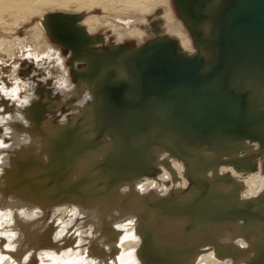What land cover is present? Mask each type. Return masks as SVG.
Returning <instances> with one entry per match:
<instances>
[{"label":"bare ground","instance_id":"obj_1","mask_svg":"<svg viewBox=\"0 0 264 264\" xmlns=\"http://www.w3.org/2000/svg\"><path fill=\"white\" fill-rule=\"evenodd\" d=\"M228 1L0 0V44L7 43L6 36L10 34L7 30L22 27L18 51L28 53L33 65H44L42 70L39 68L41 71L48 72L56 66L52 88L58 91L61 86L71 89L68 75L61 72L66 66L60 47L67 48L68 65L75 82L72 88L80 97L70 102L69 118L55 114V107L51 106L54 133L47 138L48 148H40L48 163L21 165L12 174V166L18 161L15 163V157L10 158L11 170L1 176L7 181L4 190L10 186L8 189L12 187L14 191L8 197L15 199L13 204L18 203V214L0 213V244H4V250L9 252L14 244L19 247L23 241L39 255L37 260L45 264H84L89 257L85 250L80 254L84 256L78 259L68 261V257L76 256L80 248L81 235L73 222L86 210L101 229L100 238L104 241L93 253L94 259L97 258L94 264H264V72L238 64L243 62L242 58L237 57L232 62L230 55H225L224 62L233 66L231 83L226 82L227 86L233 93L245 92L248 101L245 102L248 105L241 108L240 116L232 114L233 124H229L226 113L229 108L233 112L230 99H225L228 109L215 104L220 112L214 111L211 116L182 110L199 124L207 123L210 130L217 126L230 130L237 117L242 127L238 135L228 133L227 136L213 129L192 131L174 118L167 106L148 100L149 94L145 97L147 100H142L139 92L140 61L148 58L149 55L144 57V54L156 51V45L163 44L160 40L163 36L176 40L182 54L200 59L202 71L213 67L220 50L215 41L224 32L221 29L224 19L219 20V17ZM78 24L84 30L77 28ZM84 31L90 36L101 32L105 35L101 40L91 39ZM125 39L133 41L134 45L120 47ZM149 39L150 44L143 48L140 44ZM100 46L109 48L96 50ZM241 53L244 55L243 51ZM99 62L103 63L98 64L99 71L89 73ZM79 66L83 67L81 71L76 69ZM48 75L42 74L46 79ZM219 76L217 80L222 78ZM119 87L126 89L123 94V88ZM46 111L45 108L43 113H49ZM170 112L173 121H169ZM27 117L36 125L43 121V116ZM50 122H45L46 127ZM14 127L18 130V125ZM33 131L29 133L34 134ZM26 136L17 137L18 145L20 140L27 143ZM60 136L62 139H58ZM40 137H45V133ZM56 140H61L62 152L55 151ZM1 143L0 139V150L4 151ZM3 157L0 164L4 162ZM55 168L63 169L55 171ZM17 172L18 179H15ZM36 180L40 184L34 183ZM168 181H172L171 185ZM189 185L191 188L187 190ZM52 188L60 191L48 195ZM200 193H211L216 199H223L221 204L213 202L212 219L210 217L208 222L193 213L192 200ZM23 207L25 210H19ZM55 207L64 213L62 215L72 214L68 238L62 236L53 223L50 222L49 227L42 223L48 219L60 222V218L57 219L60 214L49 216L46 213ZM233 213L237 218L228 220L233 218ZM26 216L33 221H26ZM15 218L18 225L10 227ZM157 221H161L160 226ZM147 224L156 231L163 226L167 231L164 240L152 239L155 231H148ZM174 236L192 239L186 243L173 239ZM66 248L72 253L64 250ZM18 250V256H22L18 264H22L26 250L22 247Z\"/></svg>","mask_w":264,"mask_h":264},{"label":"rangeland","instance_id":"obj_2","mask_svg":"<svg viewBox=\"0 0 264 264\" xmlns=\"http://www.w3.org/2000/svg\"><path fill=\"white\" fill-rule=\"evenodd\" d=\"M77 26H78L77 28H80L81 30H84V28L82 26H80L79 24ZM27 28L30 29V25H27ZM70 30H72V29H70ZM72 31H74V30H72ZM7 32L10 33V34H7V36H6L8 40H5V41H7V43L3 41L4 42L3 44L6 47L4 48V45L2 43L0 44V110H1L0 111V120H1L0 121V139L2 141L1 146L3 145V147L5 148L4 151L0 150V158L2 156H4L2 158L4 160V162H3V160H1L3 163L0 164V179H1L0 180V184L2 185V186H0V213H7V214L11 213V215H12L13 213H17L18 214V203L16 202V203L13 204L12 202H15V199L8 197L9 195H13L14 191L11 190L12 187L8 189V187H10V186H8L6 188L7 190H4V186H6L5 184L7 183V181L2 180L3 178L1 177V176H3L5 174V172L11 170L10 158L13 159L15 157L14 160H13L15 163L18 161V164L16 163L14 165V166H16V168L14 166H12V172H13V173L11 172L12 174H14L16 169H18L19 166H21V165H26V164L40 165V164H46V162L48 163V160L44 161V159L46 157H43L44 155H43V152H42L41 149L48 148V146L46 145V144L49 143L47 138H48L49 134L52 135L54 133L51 130V122H50L52 120L51 111H50L51 106L55 107V110H54L55 114L58 113V115H59L61 113V116H64L63 118L66 117L65 115H67V117L69 118L70 113H71L70 110H69V108L71 107L70 106L71 105L70 102L71 101L75 102L79 96L74 93L75 92V88H72V87H74L73 83L75 84V82L72 79L73 77H72V74H71L70 66L68 65V61H69V64H70V57L68 59L69 52L67 51L68 50L67 48L64 49V48H62V47L57 45L61 49V53H62V54H60L61 57L65 58L64 59V63H65V66H66L65 70L61 69V66L60 65L59 66H60V69L62 70L61 72H63V73L68 75L69 81H70L68 86H71V89H70V87L67 89L65 86H61L62 88L60 87V89L58 91V90H55V88H52V87H54V85H53L54 82H52V80L55 81V79L52 77V75H53V73H56V72H53V71H56L57 67L56 66H52L51 68L48 69V72L47 71L45 72L44 70L41 71L42 68H44L43 67L44 65L41 66L40 64H37V63H34V65H33L32 61L29 59L30 55L28 53H25L22 50H21L22 52L18 51V49H19L18 48V46H19L18 45V35L20 37L22 36V34H23L22 33V27L20 29H18V28L15 29L14 28V29H11V30H7ZM45 33H46V31H45ZM73 33L74 32H72V34ZM84 33L91 39L94 38V37H98L100 40L102 39V36L105 35V32L104 33L103 32L95 33V34L92 33L93 35H91V36L88 35L85 31H84ZM0 35H2V33H0ZM49 36H50V34H49ZM163 37H165V36H163ZM169 39H171V38H169ZM49 40H48V43L50 44ZM171 40L176 41L174 39H171ZM125 41L123 43H121L119 46L120 47H126L129 44H133L134 45L133 41H129V40H126V39H125ZM141 41L143 42L144 40H141ZM97 42H98V40H97ZM148 42H150V39L147 40V41H144L140 45L142 47H144ZM106 43H107V45L109 44L107 41H106ZM11 44H12L13 47L11 46V48H10ZM28 47H30V44H28ZM103 48H109V47L108 46H100V47H97L96 50L98 49V51H100ZM42 49H44V48H42ZM96 50H94V51H96ZM1 51H2V53H1ZM82 52H80V53L82 54ZM70 53H71V51H70ZM24 55L26 56V58L24 57ZM98 64L101 66L103 63H100V62L97 63L93 68H91V71H89V73H92L93 71H97ZM79 67H81V69ZM79 67H77L76 69H78V71H81L83 69V67L82 66H79ZM98 71H99V69H98ZM12 73H14L13 74L14 76L12 75ZM43 73H49V75H48L49 78L46 79V77L42 76ZM85 73H87V72H85ZM95 75H97V73ZM69 89H70V91H69ZM65 93H66V95H65ZM72 94H73L74 97L72 96ZM62 97L63 98H67V100L66 99H62L61 100ZM70 97H72V98H70ZM24 100H25V102H24ZM56 104L57 105L61 104V106L57 107ZM74 104L76 105V103H74ZM75 105H73V106H75ZM45 108L47 109L46 112L49 111V113H45V114L43 113ZM63 109L66 110V111L65 112H61V110H63ZM19 112H20V115H22V116L19 115L21 118L17 115V113L19 114ZM15 115H17V116H15ZM29 115H33V116L38 117V118L39 117L41 118L43 116V121L41 120L40 122H38V125H36L37 123H35V122L33 123L29 119V117H27ZM10 117H11V119H10ZM12 119H15L14 120L15 123L13 122ZM21 120H23V121H21ZM45 122H47V123L50 122L49 127H46ZM43 123H44L45 129L43 128ZM3 124H5V125H3ZM15 124L18 125V130L21 129L20 131H18L14 127ZM24 124H26V126ZM8 126H10V127H8ZM34 126H36L35 127V129H36L35 131H33L34 130ZM11 131L14 132V133H12ZM17 131H18V133H17ZM31 131H33L34 134H30L29 132H31ZM42 132L45 133V137H43V138L40 137ZM21 133L25 134V135L26 134L28 135V136H26L27 137L26 141H27V143L29 145L27 143H24L25 140H23L24 142H22L20 140V142L22 144L19 143V145H18L17 137L21 136L22 135ZM14 139H16V140H14ZM58 139H62V137L60 136ZM12 140H13V142H11ZM33 140H35V141H33ZM31 141H32V143H31ZM56 142H58V141L56 140ZM60 142H61V140H60ZM60 142H58L54 146V147H56L55 148L56 152H58V151L62 152L63 151V144H60ZM38 143H39V147H37ZM63 143H64V140H63ZM9 144L11 146L8 147ZM15 144H17L18 147ZM20 144L22 146H20ZM6 147H8V148H6ZM13 148H15V150ZM38 148L39 149L41 148V149L39 150ZM37 149L40 152L39 151L37 152ZM5 150L7 151V153H6ZM10 151L12 152L11 155H10ZM67 165H69V164H67ZM63 168H55L56 169L55 171H59L58 169H63ZM36 176L37 175H33V177H36ZM14 178L18 179V172H17V174L15 175ZM14 181H16V180H14ZM170 182L172 183V181H170ZM170 182L168 181V185H171ZM34 183H37V184L39 183L40 184V181L36 180ZM18 184H19V180H18ZM25 185H23V186H25ZM26 187H27V185L25 186V188ZM185 187H187V184H186ZM62 188H64V187H62ZM190 188H191V185L188 186L187 190H190ZM53 190L54 189L52 188L51 191L48 192L49 193L48 195H54L55 193L60 191V189H55L54 191ZM172 190H174V189H172ZM175 190H177V189H175ZM18 192L20 194H22L20 189H18ZM40 193L41 194H46L44 192H40ZM213 197L214 196L211 193H200V194H197L192 200V203L195 205V210H194L193 213L197 216V218H199L203 222H208L210 220V217L212 219V214H210V208H212L213 202H215L214 204H221V202H223V199H221V198H217L216 199V196L214 197L215 199H213ZM3 198H7L8 201L5 202L3 200ZM25 208L26 207H23V208H20L19 210L23 211V210H25ZM46 213L49 216L53 215V214H60L59 216H57V219L60 218V222L48 219V216H46L45 219H48V220H45V221L42 220V223L45 224V225H48V227L50 226L51 223H53L54 227L56 228V230H60V234L62 236H66V238H68L69 235H67V233H70L68 229L72 226V223L70 222L71 221L70 219L73 218L72 214L70 212H67L65 215H62L64 213L59 211V209H56V207L53 208L51 210V212H46ZM41 215L39 216L40 219H41ZM68 216H69V218H68ZM79 216H80V218H79ZM81 216H83V217H81ZM37 218L35 219V221L37 220ZM234 218H237V217L233 213V218H228V220H231V219H234ZM245 218H248V216H245ZM66 219L67 220L69 219V220L67 221ZM25 220L26 221H29V220L33 221V219L32 218H28V216L25 217ZM80 222L81 223L83 222L82 226H80L81 225ZM157 222H159V226H160V222L161 221H157ZM74 223L77 226L76 229L77 230L79 229V233L81 235V241L82 242L79 244L80 248L78 247L79 250H77V255L74 256V257H70L69 256L68 257V261H71V258H74V259L77 258L78 259L80 256H84V255H80V254H81V252H83V250H85V255H88L89 257H88V259H86L84 264H94L93 260H95L97 258L94 259V257H93L94 254L93 253H94V251H97L99 248H101V245L104 242L100 238V237H102L101 234H100L101 233V229L100 228L98 229V227L96 226V223L94 222L93 217L90 214H88L86 212V210L84 212H82V214H79V215L76 216L75 221L73 222V224ZM17 225H18V219L15 218V219H13L11 221L10 227H16ZM152 227H153L152 225L149 226L148 224L145 227L150 232L155 231V234L152 237V239L153 238L154 239L160 238L163 241L164 240L163 236H164V234L167 233V231H165L163 226H161L160 228L158 227L157 231L153 230ZM3 229H5V230L7 229L8 231H11L8 228H3L2 227V230ZM1 238H2V236H1ZM173 239L176 240L177 237L174 236ZM179 239L182 240V242L190 243L191 242L190 240L192 238L191 237H187V238L186 237H178L177 240H179ZM0 241H1V239H0ZM3 246H4V244H2V245L0 244V250H1L0 251V263H2V264H18V262H20V259L18 261V258H22V256H18V251H19L18 248H20V247H22L23 250H26V252L24 253L26 255L25 256V261H23L22 264L23 263L24 264H31V262H33V264H45L43 260L42 261L40 259H39V261L37 260L39 255H35L34 249L33 248H29L27 245H25L23 243V241L21 242L19 247H18V244H14L11 247V249L9 248V252L7 251V249H5L6 250L5 251ZM183 247H187V246H183ZM1 248H3V249H1ZM64 250H68L69 251L70 248H66ZM2 251H4L5 253L2 252ZM70 252L72 253V251H69V253ZM4 254H6V255H4ZM108 259L111 260L109 255H108ZM3 260H5L4 261L5 263L1 262ZM56 260H58L59 262H63L62 259L59 260L58 258H56Z\"/></svg>","mask_w":264,"mask_h":264},{"label":"water","instance_id":"obj_3","mask_svg":"<svg viewBox=\"0 0 264 264\" xmlns=\"http://www.w3.org/2000/svg\"><path fill=\"white\" fill-rule=\"evenodd\" d=\"M224 8L219 17V20L224 19V26L222 25L223 28H221L224 32L215 41L220 50L218 58L209 71H202L200 59L182 54L177 42L166 37L160 39L163 44L156 45V51L144 54V57L149 56L141 59L139 64V92L143 97L141 99L157 100L162 106H167L170 111H173L174 118L187 124L189 129L195 132H210L213 127L210 130L208 126L206 127L207 123L199 124L196 120L184 115L183 109L211 116L214 115V111L219 113L220 107L228 109L225 99H230L233 112L229 111V108L226 113L230 118L229 124H233L232 114L240 116L241 108L248 105L245 104L247 101L245 92L233 93V90L227 86L226 82H230L233 66H228L224 62L225 55H230L232 62L237 57L242 58L243 62H237L238 64L252 66L264 72V0H229ZM149 44L150 42L144 47ZM242 51L244 55H241ZM232 53L235 55L231 56ZM219 75L222 78L217 80L216 77ZM125 90L123 88L122 94ZM147 94L153 98L148 97ZM215 104H219L220 107ZM168 117L169 121H173L172 112ZM200 120H203V117ZM234 121L235 125L232 128L228 127L230 130L225 129L224 126H217L213 132L225 133L227 136L228 133L238 135V130H242V127L238 124L237 117ZM187 132L190 133V131ZM246 134L249 135L248 132Z\"/></svg>","mask_w":264,"mask_h":264},{"label":"clouds","instance_id":"obj_4","mask_svg":"<svg viewBox=\"0 0 264 264\" xmlns=\"http://www.w3.org/2000/svg\"><path fill=\"white\" fill-rule=\"evenodd\" d=\"M87 98V97H86ZM141 191H143V188L141 187ZM242 247H245L246 245H241Z\"/></svg>","mask_w":264,"mask_h":264}]
</instances>
